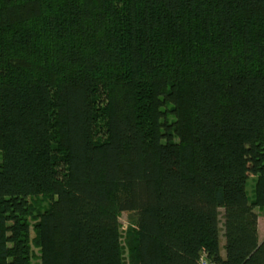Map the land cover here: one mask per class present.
<instances>
[{
    "label": "trees",
    "instance_id": "obj_1",
    "mask_svg": "<svg viewBox=\"0 0 264 264\" xmlns=\"http://www.w3.org/2000/svg\"><path fill=\"white\" fill-rule=\"evenodd\" d=\"M0 154V264H264V0H0Z\"/></svg>",
    "mask_w": 264,
    "mask_h": 264
},
{
    "label": "rangeland",
    "instance_id": "obj_2",
    "mask_svg": "<svg viewBox=\"0 0 264 264\" xmlns=\"http://www.w3.org/2000/svg\"><path fill=\"white\" fill-rule=\"evenodd\" d=\"M1 161V154H0ZM256 211L258 212L259 218V232L261 239L264 238V207H257ZM120 221L123 226V229L127 227V225L132 221V213L130 211H123L120 213ZM34 222L30 220L29 223L23 226V238L25 246L31 251L33 254V259L30 264H41L39 251L34 245Z\"/></svg>",
    "mask_w": 264,
    "mask_h": 264
},
{
    "label": "built area",
    "instance_id": "obj_3",
    "mask_svg": "<svg viewBox=\"0 0 264 264\" xmlns=\"http://www.w3.org/2000/svg\"><path fill=\"white\" fill-rule=\"evenodd\" d=\"M202 264H208V262L205 259H202Z\"/></svg>",
    "mask_w": 264,
    "mask_h": 264
}]
</instances>
